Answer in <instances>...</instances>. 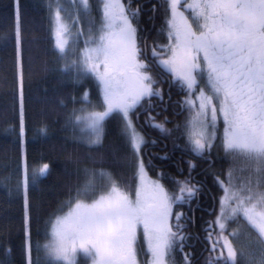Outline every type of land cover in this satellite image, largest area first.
Wrapping results in <instances>:
<instances>
[{
    "label": "snow or ice",
    "instance_id": "6c2138e0",
    "mask_svg": "<svg viewBox=\"0 0 264 264\" xmlns=\"http://www.w3.org/2000/svg\"><path fill=\"white\" fill-rule=\"evenodd\" d=\"M77 8L88 28L73 34L63 4L49 2L61 72L67 71L73 89H84L60 100L61 106L73 104L63 125L73 130L72 147L67 138L60 147L71 161L84 146H102L113 125L124 138L131 175L118 181L105 168L66 166L68 176L82 171L85 178L74 190L68 184L71 206L49 218L46 238L33 252L30 187L50 164L31 167L24 149L25 48L16 0L21 155L14 190L23 197L21 264H77L81 251L91 264H198L193 233L186 229L196 223L201 196L212 192L209 176L217 191L207 209L211 219L201 220L210 245L204 264H264V0H102L98 21L89 0ZM145 13L154 24L151 46L147 31L153 30L140 26ZM73 35L84 36L83 47L70 55L66 46ZM27 65L31 75V58ZM174 117L182 118L173 123ZM145 125L159 135L149 140ZM160 139L161 151L149 153ZM154 156L171 161L175 170L156 164ZM218 159L226 173L223 164L215 167ZM98 180L104 181L99 188ZM241 236L246 242L237 247Z\"/></svg>",
    "mask_w": 264,
    "mask_h": 264
},
{
    "label": "trees",
    "instance_id": "16d2710c",
    "mask_svg": "<svg viewBox=\"0 0 264 264\" xmlns=\"http://www.w3.org/2000/svg\"><path fill=\"white\" fill-rule=\"evenodd\" d=\"M159 2L163 4L164 0ZM19 5L25 48L24 149L31 167H39L44 163L50 164V171L40 176L37 183L30 187V233L33 252H35L36 242L43 243L46 238V232L50 228L49 218H54V214H59L61 211L66 212L65 209L69 205L68 184L70 183L74 190L75 185L85 178L82 171L78 176L76 174L68 176L65 171L66 166L72 170L77 167V163L81 170L85 166L96 169L105 168L112 174L113 179L118 181L124 180L131 173L124 163L127 152L124 138L113 125L108 127L102 146H84L79 152H73L72 160L68 161L69 152L62 151L60 146L67 138L69 150L72 147V137L63 125L65 115L73 104L67 102L65 106H61L60 100L68 101L71 95L79 94L84 89H73L72 82L66 75L68 73L61 72L60 61L57 58L59 51L53 37L51 11L46 0H19ZM15 8L16 0H0V260L11 259L13 264H21L23 261L21 243L24 236L23 197L14 190L16 169L21 155L20 89L15 66ZM162 19L163 8L155 28L159 27ZM140 26L142 30H153L154 24L148 19V13L144 14ZM5 34H8L6 39ZM147 34L151 46V37L155 35V32L147 31ZM29 58H31V75L27 65ZM87 87L85 83L84 88ZM172 99H177L175 90ZM93 100H95L94 96ZM181 118L174 117L173 123ZM139 123L144 124L143 117ZM169 127L172 125L170 124ZM145 130L150 133L149 140L159 135L146 125ZM164 143L165 141L160 139L155 146L150 145L149 153L160 152ZM220 154L224 155L222 148ZM77 156H79L78 161ZM147 157L148 153L145 154L146 159ZM153 159L156 164L175 170L171 161L161 160L158 156H154ZM239 163L242 165L243 161ZM222 164L226 173L227 165L223 160L218 159L215 167L219 169ZM197 172L200 170L197 169ZM198 178L203 179L204 174L200 173ZM207 183L212 192L217 191L212 184L211 176L207 178ZM212 192L201 196L200 205L194 212L196 223L186 229L193 233L191 251L194 252L198 264H204V257L208 255L205 250L208 241L205 239L206 233L201 230V220L211 219L207 209L212 206ZM193 203H196L195 200ZM192 214L189 212V215ZM232 227L235 228L237 225L234 223ZM231 230L230 228L229 231ZM8 247L11 248L10 253L5 252ZM83 258L85 260L77 264H87V258ZM140 259L141 261L145 259L143 252L140 254Z\"/></svg>",
    "mask_w": 264,
    "mask_h": 264
},
{
    "label": "rangeland",
    "instance_id": "374dc122",
    "mask_svg": "<svg viewBox=\"0 0 264 264\" xmlns=\"http://www.w3.org/2000/svg\"><path fill=\"white\" fill-rule=\"evenodd\" d=\"M46 2L48 4V6H49L50 0H46ZM60 2L64 6V11L62 12V15L69 22V24L72 25V27L70 28V31L73 34H75L77 32V30H80L82 32H86L87 28H88V19H87L86 16L83 15L82 9H78L77 8V5L80 4V0H60ZM101 2H102V0H89L90 5L92 6L91 16H92V18L94 20H97V21L99 19L97 6ZM50 13H51V17H52L51 21H52L53 37H54V40H55V34H54L55 21H54V18H53L52 11ZM72 15H80L81 19H79L77 21H72L71 20V16ZM83 40H84V36L83 35H80L78 38L75 35H73L72 37L69 38L68 44H67L66 47H67L68 52H69L70 55H71V53H72L74 48L83 47ZM59 61H60V65H62L63 60H59ZM65 73H67V72H65ZM66 75L68 77V74H66ZM67 130L70 133V137H72L73 136V130L71 129V127H67ZM103 183H104V181L98 180L97 187L99 188L100 186L103 185ZM69 205L71 206L70 203H69ZM69 205L65 209L66 212H67L68 208L70 207ZM235 242L240 247L242 244H244L246 242V240H245V238L243 236H241L239 239L235 240ZM145 250H146V248H145ZM83 257H85L84 253L82 251L78 252L77 255H76L77 263L79 261L85 260ZM85 258H87V257H85ZM87 261H88L87 264H91L90 258H87L86 262Z\"/></svg>",
    "mask_w": 264,
    "mask_h": 264
},
{
    "label": "bare ground",
    "instance_id": "6f19581e",
    "mask_svg": "<svg viewBox=\"0 0 264 264\" xmlns=\"http://www.w3.org/2000/svg\"><path fill=\"white\" fill-rule=\"evenodd\" d=\"M43 240V239H42Z\"/></svg>",
    "mask_w": 264,
    "mask_h": 264
}]
</instances>
